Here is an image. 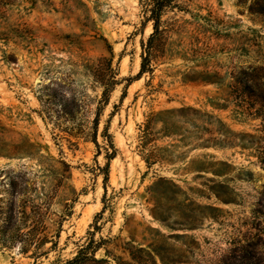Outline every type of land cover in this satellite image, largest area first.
<instances>
[{
    "label": "rangeland",
    "instance_id": "374dc122",
    "mask_svg": "<svg viewBox=\"0 0 264 264\" xmlns=\"http://www.w3.org/2000/svg\"><path fill=\"white\" fill-rule=\"evenodd\" d=\"M149 2L0 0V264L91 238L77 264H264V0H175L152 41ZM112 55L106 190V150L69 131L93 125ZM47 86L80 99L68 131L39 113Z\"/></svg>",
    "mask_w": 264,
    "mask_h": 264
},
{
    "label": "trees",
    "instance_id": "16d2710c",
    "mask_svg": "<svg viewBox=\"0 0 264 264\" xmlns=\"http://www.w3.org/2000/svg\"><path fill=\"white\" fill-rule=\"evenodd\" d=\"M173 7H177V3H175V0H150L146 8V13H150L148 19L153 20L154 23V32L150 37V41H152V39L162 31L161 18L163 11H165L167 8H173ZM111 54H113L112 51ZM150 61H151L150 55L149 54L146 55V53L144 52L142 67L139 72V75H142L143 73L146 72V70L149 68L148 65ZM112 63H113V55L111 58L108 57L100 58L98 60V63L95 64L93 67L92 72L94 75V81L102 87L101 95H99L98 97V105H97L93 125L90 127L88 131L87 129H80L79 127H75V125L69 131L70 135L76 138H83L86 141L89 140L92 141L97 147L99 153H101V150L103 148L106 150L107 158H108V163L104 172L105 174L104 181H105L106 190H107V182L109 179L110 163L111 160L114 157H116L118 152V149L114 143V137L112 133L109 132L110 124H107L101 133L99 132L100 123L104 110L110 103L111 93L114 91L116 85L119 83L117 79L116 69L113 68ZM129 81L130 84L132 78H129ZM126 96H127V91H125L122 94V101L125 99ZM38 98L41 104V109L39 110V113L41 114L43 119L47 123L51 122L54 128H58L61 131L63 130L68 131L66 129L68 127H63L62 129H60V127L63 123L73 122L78 117L81 108L80 99L75 94H73L71 98H68L57 88H50L49 86H47L45 93L39 95ZM150 134H152V130L150 123H148L145 125V128L142 129V134L140 139L142 142L140 146L143 148L142 156L148 165H151L152 161L149 155L145 154L144 150L153 140L150 137ZM99 136L103 137L104 145H101V143L99 142ZM54 138L55 139L58 138L57 134L54 135ZM98 168L101 169L100 167ZM7 218H9V216L6 217V219ZM11 218L12 215L10 216V219ZM98 248H99V243L94 238H91L86 246H83L79 249L78 254L74 258L65 261L58 260L57 262L51 264H77L79 261H81V259L89 258L90 255H92L93 258H95L94 256ZM20 250L23 253H27L28 247L24 245ZM38 257H39L38 255H35L34 264H37ZM102 260L108 262L107 259H102Z\"/></svg>",
    "mask_w": 264,
    "mask_h": 264
}]
</instances>
